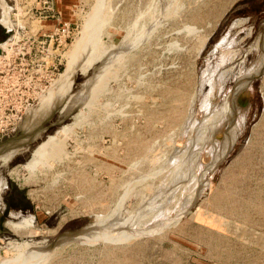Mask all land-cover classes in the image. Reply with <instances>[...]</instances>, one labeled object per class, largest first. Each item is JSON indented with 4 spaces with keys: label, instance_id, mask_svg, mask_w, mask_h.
<instances>
[{
    "label": "rangeland",
    "instance_id": "obj_1",
    "mask_svg": "<svg viewBox=\"0 0 264 264\" xmlns=\"http://www.w3.org/2000/svg\"><path fill=\"white\" fill-rule=\"evenodd\" d=\"M62 24V65L29 81ZM0 76L22 112L0 148L37 135L0 158V196L2 180L28 193L36 233L1 236L0 264L22 243L46 264H264V0H1ZM52 136L60 160L23 185Z\"/></svg>",
    "mask_w": 264,
    "mask_h": 264
},
{
    "label": "bare ground",
    "instance_id": "obj_2",
    "mask_svg": "<svg viewBox=\"0 0 264 264\" xmlns=\"http://www.w3.org/2000/svg\"><path fill=\"white\" fill-rule=\"evenodd\" d=\"M0 2H1V0H0ZM4 25H5V23H4ZM79 43H80V40L78 42H76L72 46L70 53L68 52L69 53L68 54L69 66H71L72 62L74 61L73 58L75 57V55L77 53L76 50L78 48ZM66 74H67V72H65V75ZM48 98H49L47 100V101H49L48 103L45 101L46 104H43L41 107L39 106L38 109H36V110L34 109V111L31 112V116L33 118H40L41 116H44V113H46V111L48 110L49 105H50V102L52 100L50 98V96ZM45 100H46V98H45ZM62 129H63L62 131H64V132L71 130L69 127H65V128H62ZM28 134H29V136L27 135V139L25 138V142H31L37 136V135H35L34 132H29ZM33 134L35 136H33ZM56 134H59V133H56ZM61 135H63V134H61ZM70 135H71V131H70V134L68 135V137ZM58 136L59 135H57V137ZM57 137L56 136L49 137L42 145H40L39 148H37L33 152V154H32L33 157L31 159L30 164H28V165L25 166V169L28 170L29 175L26 178H24V180L22 182L23 185H30V184L33 185V183L37 180L36 179V177H37L36 174L37 173H41L44 168L45 169H50L51 168V165L54 162H56L57 160H60V158H61V156L63 154V149H64L63 146H64V144H62L63 143V141H61L62 139H59ZM22 150L23 149H19V150L12 149L10 151L8 150L6 152H0V158H1L2 162H6V161L9 162L13 157H15L16 155H18L20 153V151H22ZM3 181L4 180H2V183L4 185L3 187H6L5 181L4 182ZM33 193L34 192H30V195H33ZM34 197H35V195H34ZM63 220H64V218L61 219V223L63 222ZM31 221H32L31 218L28 217V218L22 219V221H20V222H10L9 223V228L12 231H14L17 235L23 237L24 239L25 238H29V237H33V236H35L36 233L33 230H30L29 229L31 227ZM59 248H60V246H59ZM8 250H9L11 256L9 255L10 258L8 260L6 259L8 261L7 264H44V263L46 264L47 263L46 261L48 260V259L46 260V258L49 255L48 253H46L44 251V248H43L42 245H28L26 243H22V244H11L9 246ZM57 250L55 251V249H54L53 251L57 252ZM60 252H57V253L59 254ZM54 255H55V253H54ZM54 255H53V257H54ZM53 257H50V258L53 259ZM39 260H41V261H39Z\"/></svg>",
    "mask_w": 264,
    "mask_h": 264
},
{
    "label": "built area",
    "instance_id": "obj_3",
    "mask_svg": "<svg viewBox=\"0 0 264 264\" xmlns=\"http://www.w3.org/2000/svg\"><path fill=\"white\" fill-rule=\"evenodd\" d=\"M74 34V30L69 24H62L53 32L42 35L45 41L41 42V47L37 46V48L34 50V55L30 57L29 60L32 66L37 67V70L32 68L30 74H28L29 77L27 76L26 78L30 81L32 80L34 74L39 73L42 74L44 82H50L53 78L52 71H58L57 67L62 65L61 60L55 61L53 59L54 55L51 52V49L54 50L55 53L58 52V54L55 55L56 58H61L62 54L60 53L65 51V49L71 45V42L74 39ZM50 67H52L53 70H51ZM5 78L6 77L0 76V80ZM34 99L35 97H33L31 94L26 98V105L24 106L25 112L33 105ZM21 114V108L9 106L8 103L3 104L0 101V139L6 136L9 132H12L16 129L18 123L21 120Z\"/></svg>",
    "mask_w": 264,
    "mask_h": 264
},
{
    "label": "flooded vegetation",
    "instance_id": "obj_4",
    "mask_svg": "<svg viewBox=\"0 0 264 264\" xmlns=\"http://www.w3.org/2000/svg\"><path fill=\"white\" fill-rule=\"evenodd\" d=\"M8 33V30L6 29ZM6 190L5 197L0 196V237L6 235V238H10L12 240L19 241L18 237H16L12 230L9 228L10 222H20L24 216H35V212H33L32 207L27 204L28 197L26 196L28 193L26 191H22V189L18 187L7 186L3 187ZM33 221V218L30 217ZM57 219V216H53L52 219L49 220L47 223L49 226L53 224V221ZM31 221V222H32ZM7 222V223H6ZM55 222V221H54ZM7 226V227H6ZM11 231H9V230ZM22 241L18 242H30L26 240L27 238H21ZM20 239V240H21ZM32 243V242H30Z\"/></svg>",
    "mask_w": 264,
    "mask_h": 264
},
{
    "label": "water",
    "instance_id": "obj_5",
    "mask_svg": "<svg viewBox=\"0 0 264 264\" xmlns=\"http://www.w3.org/2000/svg\"><path fill=\"white\" fill-rule=\"evenodd\" d=\"M38 133V132H37ZM26 144V142H25V138H22V139H19V140H13V141H11V142H9L7 145H5V146H2L1 148H0V152H6V151H10V150H12V149H17V150H19V149H23L24 148V145ZM14 158V157H13ZM12 158V159H13ZM11 159V160H12ZM10 160V161H11Z\"/></svg>",
    "mask_w": 264,
    "mask_h": 264
}]
</instances>
